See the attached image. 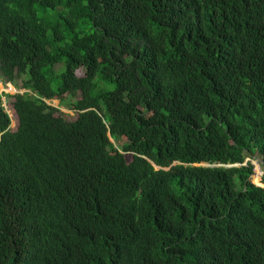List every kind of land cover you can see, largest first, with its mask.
<instances>
[{
    "label": "trees",
    "instance_id": "obj_1",
    "mask_svg": "<svg viewBox=\"0 0 264 264\" xmlns=\"http://www.w3.org/2000/svg\"><path fill=\"white\" fill-rule=\"evenodd\" d=\"M0 80V264H264V0H0Z\"/></svg>",
    "mask_w": 264,
    "mask_h": 264
},
{
    "label": "rangeland",
    "instance_id": "obj_2",
    "mask_svg": "<svg viewBox=\"0 0 264 264\" xmlns=\"http://www.w3.org/2000/svg\"><path fill=\"white\" fill-rule=\"evenodd\" d=\"M21 84H22V79L18 80V85H21ZM0 92L7 94V95H10V96H4L3 102H4V107L8 111L10 117L12 118V128L16 129L17 124H18V116H17L15 109H14L15 96L17 94L25 93V90L19 89V87H16L14 85V83H10V82L6 83V82L0 80ZM77 99H78V97H76V98H72L71 96L66 97V104L65 105H62L61 100H59V99H56V100L51 101L49 103H51L55 107H59V109L61 110L60 113L68 121H74L79 116V114L82 112L81 110H78L77 108H74L72 106L73 101H75ZM123 144H124V140L119 141V143L117 144L118 145L117 147L121 148ZM126 158L128 161H131L132 155L130 153H126ZM248 159L251 160V162L255 165V170L263 171L262 163L257 158V156L253 157V156L249 155ZM203 165H206V164H203ZM211 166H213V165H211ZM258 174H261V172H258ZM256 175L257 174L255 172V175L252 177V181L258 185V184H260V182H259V178ZM258 176H260V175H258Z\"/></svg>",
    "mask_w": 264,
    "mask_h": 264
},
{
    "label": "clouds",
    "instance_id": "obj_3",
    "mask_svg": "<svg viewBox=\"0 0 264 264\" xmlns=\"http://www.w3.org/2000/svg\"><path fill=\"white\" fill-rule=\"evenodd\" d=\"M3 106H4V102H3ZM5 108V107H4ZM6 109V108H5ZM8 112V111H7ZM205 166H210L209 164L208 165H205ZM213 166H219V165H213ZM236 166H238V165H236ZM231 167V166H230ZM255 172H256V176L259 178V182H260V184H258L259 186H263V184L261 183V177L263 176V174H264V172L263 171H261V170H255ZM258 172H261V174H258ZM254 175H255V173H254ZM258 175H260V176H258Z\"/></svg>",
    "mask_w": 264,
    "mask_h": 264
},
{
    "label": "water",
    "instance_id": "obj_4",
    "mask_svg": "<svg viewBox=\"0 0 264 264\" xmlns=\"http://www.w3.org/2000/svg\"><path fill=\"white\" fill-rule=\"evenodd\" d=\"M231 167H232V166H231ZM156 168H157V169H159V167H158V166H157Z\"/></svg>",
    "mask_w": 264,
    "mask_h": 264
}]
</instances>
